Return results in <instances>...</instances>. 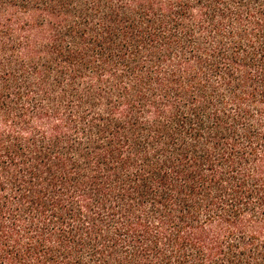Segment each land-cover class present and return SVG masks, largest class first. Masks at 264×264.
<instances>
[{
	"label": "trees",
	"instance_id": "1",
	"mask_svg": "<svg viewBox=\"0 0 264 264\" xmlns=\"http://www.w3.org/2000/svg\"><path fill=\"white\" fill-rule=\"evenodd\" d=\"M0 264H264V0H0Z\"/></svg>",
	"mask_w": 264,
	"mask_h": 264
}]
</instances>
